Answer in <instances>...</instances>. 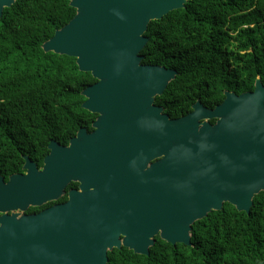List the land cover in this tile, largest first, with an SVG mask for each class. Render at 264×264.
<instances>
[{
	"label": "water",
	"instance_id": "95a60500",
	"mask_svg": "<svg viewBox=\"0 0 264 264\" xmlns=\"http://www.w3.org/2000/svg\"><path fill=\"white\" fill-rule=\"evenodd\" d=\"M187 0H69L74 16L41 44L75 58L96 81L81 107L96 114L67 145L50 140L39 170L0 175V264H107L126 247L148 255L155 236L191 244L192 224L224 202L249 212L264 191V85L197 99L177 118L154 103L177 71L143 64L148 23ZM15 0H0V16ZM211 119H215L213 123ZM70 181L68 199L56 201Z\"/></svg>",
	"mask_w": 264,
	"mask_h": 264
},
{
	"label": "trees",
	"instance_id": "16d2710c",
	"mask_svg": "<svg viewBox=\"0 0 264 264\" xmlns=\"http://www.w3.org/2000/svg\"><path fill=\"white\" fill-rule=\"evenodd\" d=\"M74 14L69 0H15L3 9L0 157L29 152L41 162L51 139L65 145L95 118L81 107V90L96 79L74 57L41 48ZM145 35L141 62L177 71L154 100L171 118L189 113L197 99L213 108L224 90L251 91L257 75L264 85V0H187L150 21ZM190 241L157 235L148 255L114 248L107 264H264V191L248 213L224 202L195 221Z\"/></svg>",
	"mask_w": 264,
	"mask_h": 264
},
{
	"label": "flooded vegetation",
	"instance_id": "af4514ba",
	"mask_svg": "<svg viewBox=\"0 0 264 264\" xmlns=\"http://www.w3.org/2000/svg\"><path fill=\"white\" fill-rule=\"evenodd\" d=\"M95 118H96V116H95ZM94 119L90 122L89 127L82 126V127H85L86 128V131L88 133H90L93 130L91 124L94 121ZM71 137L72 136L68 137L67 143H65V145L68 144V141H69V139ZM48 152H49V150H48ZM45 155H44V157H45ZM25 156H27L32 162H34L39 170L42 168L43 159L41 160V162H39L33 156H31L29 154V152H25V153L20 152L19 156L13 155V156H8V157H0V175L3 177V180L4 181H7L8 178H10V176L12 174H23L25 172V169L23 168V164L25 162V160H24V157ZM78 188H79V182H77V181H70L65 186V189H64L62 195L59 197V199H57L56 201H50L51 203L50 202H46V203H44V204H42L40 206H36V207H40L37 211L28 212L29 208H32V207H29L25 212L26 213H37V212H39V211H41V210H43V209H45V208H47V207L55 204V203H63V202H66L67 199H68V192H69V190H71V189L76 190ZM63 198H65V199L64 200H61Z\"/></svg>",
	"mask_w": 264,
	"mask_h": 264
}]
</instances>
